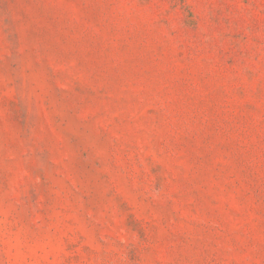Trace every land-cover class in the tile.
Masks as SVG:
<instances>
[{"label":"rangeland","instance_id":"rangeland-1","mask_svg":"<svg viewBox=\"0 0 264 264\" xmlns=\"http://www.w3.org/2000/svg\"><path fill=\"white\" fill-rule=\"evenodd\" d=\"M0 264H264V0H0Z\"/></svg>","mask_w":264,"mask_h":264}]
</instances>
